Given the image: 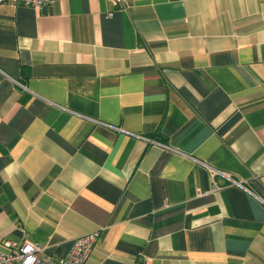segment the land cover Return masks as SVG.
Returning a JSON list of instances; mask_svg holds the SVG:
<instances>
[{
  "label": "crops",
  "instance_id": "crops-1",
  "mask_svg": "<svg viewBox=\"0 0 264 264\" xmlns=\"http://www.w3.org/2000/svg\"><path fill=\"white\" fill-rule=\"evenodd\" d=\"M122 3L0 4V252L264 264V0Z\"/></svg>",
  "mask_w": 264,
  "mask_h": 264
},
{
  "label": "built area",
  "instance_id": "built-area-1",
  "mask_svg": "<svg viewBox=\"0 0 264 264\" xmlns=\"http://www.w3.org/2000/svg\"><path fill=\"white\" fill-rule=\"evenodd\" d=\"M52 0H0V4L9 3L44 9ZM113 6L123 7L122 0H109ZM110 15V13H107ZM168 148L167 145H164ZM212 175V173H211ZM232 183H238L229 179ZM213 188L218 189L219 185L214 182ZM99 231L97 229L73 239L69 250L61 257H53L46 254L44 248L37 242L24 241L16 243L10 240H3L2 244L7 248L6 252H0V264H83L87 259Z\"/></svg>",
  "mask_w": 264,
  "mask_h": 264
}]
</instances>
